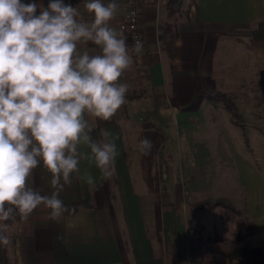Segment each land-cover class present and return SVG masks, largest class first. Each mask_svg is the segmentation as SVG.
<instances>
[{
    "label": "crops",
    "instance_id": "1",
    "mask_svg": "<svg viewBox=\"0 0 264 264\" xmlns=\"http://www.w3.org/2000/svg\"><path fill=\"white\" fill-rule=\"evenodd\" d=\"M68 1L83 20L92 18L84 9L85 0ZM115 2L118 10L111 26L126 38L132 66L143 77L139 97L147 110L138 122V134L126 132L133 118L128 107L121 118H88L100 134L98 140L104 131L118 137L113 174L102 179L95 165L82 162L80 175L88 172L97 184L93 189L75 174L80 196L89 206L64 213L58 222L43 205L27 220L20 217L12 239L6 232L10 264H186L188 247L200 252L204 247L206 238L203 245H191L190 232H201L197 227L213 210L200 204L205 199H224L238 212L233 219H223L219 207V222L210 224L208 237H221L217 242L231 248L259 246L264 241V139L259 141V130L264 129V48L253 45L251 34L264 21V0H141L144 37L139 54L132 52L128 33L118 27L124 7L121 0ZM171 6L179 9L171 19L175 40L169 57L161 38ZM80 48L99 52L90 42ZM127 76L131 81L138 78L136 72ZM198 85L231 99L240 125L252 130L249 142L257 149L252 161L238 149L242 141L231 135L237 122L231 111L207 100L206 94L195 97ZM144 137L153 141V148L145 155L137 147L135 160L133 147ZM239 170L243 185L234 179L233 171ZM33 184L34 176L29 179V186Z\"/></svg>",
    "mask_w": 264,
    "mask_h": 264
},
{
    "label": "clouds",
    "instance_id": "2",
    "mask_svg": "<svg viewBox=\"0 0 264 264\" xmlns=\"http://www.w3.org/2000/svg\"><path fill=\"white\" fill-rule=\"evenodd\" d=\"M81 11L64 0H0V221L15 210L23 220L43 205L60 221L70 210L60 194L73 174L97 188L87 162L110 177L118 155L117 136L102 132L93 139L88 118L110 120L126 103L128 85L119 83L133 63L126 38L111 26L115 0H86ZM91 43L98 53L81 50ZM141 43L133 46L139 54ZM153 141L144 137L138 149L147 155ZM51 174L50 195L29 186L34 170ZM0 224V244L10 241Z\"/></svg>",
    "mask_w": 264,
    "mask_h": 264
},
{
    "label": "trees",
    "instance_id": "3",
    "mask_svg": "<svg viewBox=\"0 0 264 264\" xmlns=\"http://www.w3.org/2000/svg\"><path fill=\"white\" fill-rule=\"evenodd\" d=\"M81 0H73L74 3H79ZM23 2L28 3L30 0H23ZM178 6H171L168 7L169 11V19L164 26L163 29V36L161 38V46L163 50L167 53L170 57L172 56L173 47H174V40H175V31L171 24V19L173 14L178 11ZM251 39L253 45L257 47L264 48V21H260L255 29H253L251 34ZM199 93L206 94L207 97H210L212 100L217 99L222 102V104L231 111L233 118H238V114L235 111L234 104L226 95H219L217 92L213 91H206L197 86L195 91V97ZM91 135L93 139L97 140L96 130H92ZM34 184L33 188L39 190L41 194L50 195L52 192V188L50 186L51 174L47 172L46 169L41 166L37 167L34 172ZM60 198L62 199L64 205L70 210V212H66L65 214H73L77 210L81 208H87L89 204L82 199L80 196V188L77 182V178L75 174H73V182L71 185H66L64 191L60 194ZM202 206H208V204L202 203ZM214 206H220L225 211L222 213L223 219H233L237 215V210H235L229 202H217ZM20 215L13 210L12 218L8 221H0V224H5L11 226L18 222ZM213 237H206L205 241L207 242H217L220 240V237L212 235ZM193 243L202 244L203 238L200 236L191 238ZM192 251L194 253H198V249L192 246ZM227 264H264V241L260 243L257 247H249L245 245H236L232 247L226 253ZM0 264H9V258L7 255V246L0 244Z\"/></svg>",
    "mask_w": 264,
    "mask_h": 264
},
{
    "label": "rangeland",
    "instance_id": "4",
    "mask_svg": "<svg viewBox=\"0 0 264 264\" xmlns=\"http://www.w3.org/2000/svg\"><path fill=\"white\" fill-rule=\"evenodd\" d=\"M186 1L189 2L190 0H186ZM36 2L39 3L40 0H36ZM48 2H49V0H43V3L45 4V6H47ZM64 2L69 3L68 0H64ZM92 19H93V17L92 18L90 17V19L87 21L91 22ZM171 24L173 26L172 20H171ZM132 71L134 73L136 72L137 77H138L135 81H131L130 79H132V78L127 76L128 74H129V76H131L133 73ZM138 71H139L138 67L132 66L120 78L119 83H123V84L128 85V92L126 93V103L114 115L115 118L124 117L125 115L123 114V112H124L123 110L126 107H128V114L130 115V117H133V118L130 119V120H132V121H130V123H132V125L129 124L130 127L128 128V130L126 129V132L129 133V132L133 131L131 133V135L138 134V131H137L138 122H140L141 115H143V113H144L143 110L144 109L147 110V103L144 100L140 99V97H139L141 91L144 90V84H143V77H140V74ZM217 93L219 95L223 94L220 92H217ZM223 95H225V94H223ZM207 100H209L210 102L222 104V102L220 100H217V99L212 100L210 97H207ZM129 115H128V117H129ZM232 118H233V116H232ZM238 118H236V119L233 118L237 122L233 123V125L231 127V131H232L231 135L234 138L240 139L239 141H242V144H239V142H238V149L240 148L239 150L240 151L242 150V152L248 158V160L251 159V161H252L253 160L252 152L253 151L255 152V150H257L256 147L251 146V144L249 142V139L252 135V134H250L252 132V130L244 129V127L242 125H240ZM96 132H98V130H96ZM96 136H97V134H96ZM96 138L98 140L100 138V134H99V137L97 136ZM226 138H228V134H226ZM262 139H264V129L259 130V141L261 142ZM137 147L138 146L133 147L134 153H133V151L130 152V153H133V155H136L134 157L135 160H138L137 157L139 156V154L137 152L138 151ZM176 148H178V147H176L175 143H174L173 150H176ZM165 150H166V148H165ZM176 157H177V152L173 153V155L171 154V158L173 159V161L171 162L170 165L173 169H175V167H176V163H175ZM168 163H170V162H168ZM220 165H221V163H220ZM233 174H234V179L236 180V182H238V183L240 182V185H243L245 179L242 177V173L240 172V170L237 172L233 171ZM240 185L238 186L239 187L238 189L240 192L244 193V189L242 188L243 186L241 187ZM236 196L237 195H234L233 197H236ZM224 201H226V200H224V199H218V200L205 199V200H202L200 202V204H202V203L208 204L209 209H213V210L210 211L209 217L206 216L205 223L197 227V228H199V231H201V232H196V233H193L192 231L190 232L191 238L200 236L203 239H205L206 237H208L207 234L210 232V224L213 223L214 221L219 222L217 220V216L219 213L218 209L220 206H214V204L217 202H224ZM227 202H229V201H227ZM229 204H231L233 207V204L231 202H229ZM224 211H225V209H224ZM222 212H223V210H222ZM237 214H238V212H237ZM221 215H222V213H221ZM15 224L8 226V227H6V229H4V234L6 235V232H8V236L11 237V239L14 236L13 226ZM207 228H209V229L207 230ZM204 230H206L205 233H203ZM229 230L225 229V231L227 233L229 232ZM221 233L223 234V232H221ZM210 237H213V236H210ZM192 243L193 242H191V245H192ZM202 245H203V243H202ZM202 249H203L202 252L199 251L198 253H195L198 264H227V259H226L225 254L231 249V247H229V245L227 243H223V242L222 243H219V242H211L210 243V242L205 241L204 247ZM7 255H8V253H7ZM9 264H10V258H9Z\"/></svg>",
    "mask_w": 264,
    "mask_h": 264
},
{
    "label": "built area",
    "instance_id": "5",
    "mask_svg": "<svg viewBox=\"0 0 264 264\" xmlns=\"http://www.w3.org/2000/svg\"><path fill=\"white\" fill-rule=\"evenodd\" d=\"M86 1V0H85ZM124 11L122 18L118 24L120 31L128 33L131 44H143V33L140 28L141 19V0H121ZM162 35V29L159 31ZM186 264H198L195 253L192 251V246L186 250Z\"/></svg>",
    "mask_w": 264,
    "mask_h": 264
}]
</instances>
